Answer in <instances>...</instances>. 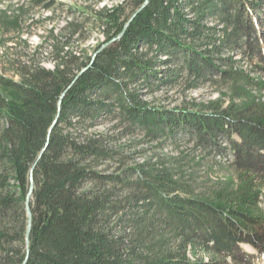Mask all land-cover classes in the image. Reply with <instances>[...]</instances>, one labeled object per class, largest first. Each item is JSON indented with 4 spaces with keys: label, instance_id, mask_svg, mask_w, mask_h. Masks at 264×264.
<instances>
[{
    "label": "trees",
    "instance_id": "16d2710c",
    "mask_svg": "<svg viewBox=\"0 0 264 264\" xmlns=\"http://www.w3.org/2000/svg\"><path fill=\"white\" fill-rule=\"evenodd\" d=\"M144 2L135 0L132 15ZM255 11L264 12V0H149L118 38L132 15L124 17L122 5L103 8L95 14L106 39L93 53L81 57L67 41L53 70L38 66L19 81L0 72V264L25 258L30 170L54 121L34 170L26 264L223 263L192 261L190 250L224 263L263 261L264 120L245 112H162L139 98L142 87L158 90L182 73L205 76L215 68L212 56L196 45L207 47L218 33L206 21L236 28L229 43L251 29ZM71 27L80 33L77 23ZM109 119L156 135L191 134L214 148L226 140L248 176L236 193L211 197L167 168L108 173L101 167L112 154L91 131Z\"/></svg>",
    "mask_w": 264,
    "mask_h": 264
},
{
    "label": "rangeland",
    "instance_id": "374dc122",
    "mask_svg": "<svg viewBox=\"0 0 264 264\" xmlns=\"http://www.w3.org/2000/svg\"><path fill=\"white\" fill-rule=\"evenodd\" d=\"M119 5L124 17H129L135 0H0L1 74L19 81L38 66L53 70L57 49L67 41L68 48L81 57L93 53L106 39L105 27L96 21V11ZM249 20L251 29L239 30L229 43H225L227 34L236 28H227L217 20L206 21L217 28V41L207 47L197 43L196 49L209 52L215 68L201 78L182 73L175 83L155 91L142 87L139 98L147 108L162 112H245L264 120V12L255 11ZM72 23H77L80 35L71 34ZM175 67L164 68L167 72ZM93 133L103 139L112 154L101 167L108 173L167 168L190 182L197 194L211 197L222 190L236 193L248 176L233 162L234 151L226 140L218 148L204 146L191 134L156 135L122 119L105 120ZM243 248L253 251L248 245ZM188 257L192 261L233 264L207 251L190 250ZM258 264H264V260Z\"/></svg>",
    "mask_w": 264,
    "mask_h": 264
},
{
    "label": "water",
    "instance_id": "95a60500",
    "mask_svg": "<svg viewBox=\"0 0 264 264\" xmlns=\"http://www.w3.org/2000/svg\"><path fill=\"white\" fill-rule=\"evenodd\" d=\"M148 1L149 0H145L144 4L131 16V18L128 20V22L125 25L124 31L118 36V38L122 37V35L124 34V32L127 29L128 25L133 21L135 16L139 13V11L142 10V8L148 3ZM64 95H65V93L61 96V98L59 100V109L61 108V103H62ZM55 122L56 121H54L52 127L49 130L48 140H49L52 128L55 125ZM48 140H47V142L45 144V147L41 151L40 155L38 156V158L36 159V161L34 162L32 168L30 170V186H29V191H28L27 200H26V211H27V216H28L27 232H26V255H25V258H24L23 262L20 263V264H26L27 261H28V258H29V254H30V236H31V230H32V218H33V213H32V208H31V205H30V200L32 198V195H33V192H34V189H35L34 170H35L40 158L42 157L43 152L46 150V148L48 146Z\"/></svg>",
    "mask_w": 264,
    "mask_h": 264
}]
</instances>
